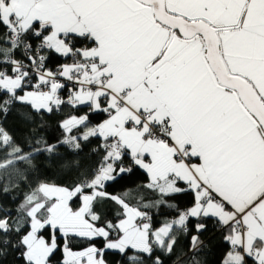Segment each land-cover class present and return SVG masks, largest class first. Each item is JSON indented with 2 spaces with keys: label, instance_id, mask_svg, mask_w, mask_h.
<instances>
[{
  "label": "snow or ice",
  "instance_id": "snow-or-ice-1",
  "mask_svg": "<svg viewBox=\"0 0 264 264\" xmlns=\"http://www.w3.org/2000/svg\"><path fill=\"white\" fill-rule=\"evenodd\" d=\"M0 29V114L76 110L54 143L41 119L27 151L0 125V169L29 181L17 163L38 174L43 157L78 173L70 184L37 178L15 215L0 206V257L109 264L110 252L112 264H164L191 233L200 264L212 221L222 264H264V0H0ZM50 57L64 60L53 69ZM93 139L100 159L81 171L76 157ZM138 171L143 184L107 191ZM153 209L176 215L157 226Z\"/></svg>",
  "mask_w": 264,
  "mask_h": 264
},
{
  "label": "trees",
  "instance_id": "trees-1",
  "mask_svg": "<svg viewBox=\"0 0 264 264\" xmlns=\"http://www.w3.org/2000/svg\"><path fill=\"white\" fill-rule=\"evenodd\" d=\"M3 30L0 29V32ZM22 55V54H18ZM49 67H58L59 62L64 59L61 57H56L52 59ZM64 90L62 91V93ZM31 109L24 105L17 104L14 106L7 116L0 114V125H2L16 140L18 144L28 150V145L26 143V137L32 133V129L36 127L41 119L44 121V127L41 129L43 135L49 140L50 143L56 142L61 138L62 133L59 128V122L64 119L68 114L76 113L75 109L68 106H63L60 112H53L52 114H44L43 117L36 116L35 113L31 115L35 118H28V113ZM79 114H83L80 112ZM98 118V117H97ZM95 122V120L93 121ZM98 147L97 140L93 139L90 142H85L82 152L76 157L79 159L81 164V171L90 172L97 164L100 159V155L93 150ZM62 153L65 155H73L67 149L62 148ZM5 153L0 152V161L5 159ZM43 157L37 160L36 163L40 164V173H34L33 170L24 162H18L16 167H18L21 172L31 176V180H22L20 174H18L12 166L7 169H0V206L5 209L11 210L12 214L15 215V210L21 202H23L24 194L28 192L29 184L36 182L37 178H47L56 183L70 184L76 178L78 173L76 172H61L57 168H53L47 165L43 161ZM145 182V175L142 171H138L134 175H130L120 183L109 187L107 191L112 194H120L126 189H135L138 184H143ZM16 185H19L18 187ZM8 187L10 190L7 193L3 192V188ZM145 196L147 199H153L154 194L147 193L145 191ZM190 197L187 195L178 196L175 198L174 203L180 205L181 208L185 207L190 203ZM116 205L112 202H106L104 205L103 212L108 219H112L116 209ZM154 217V224L160 225L166 219H172L175 217L176 213L172 209H162L159 213L155 209L152 210ZM195 221H192L194 223ZM208 228L202 234L201 239L205 241L206 247H203L201 251L196 255V259L200 261V264H222V259L225 254L226 245L220 241V233L215 230L213 222L208 221ZM191 234V233H190ZM190 234L185 235L183 233L178 234V243L176 245L175 251L170 255L161 254V258L164 264H192V253L190 252ZM98 247L102 245V241H96ZM85 245L76 244L75 249L79 250ZM17 252H12L11 250L4 256L0 257V264H22L18 258ZM106 259H108L109 264H112L113 260L120 259L115 254L110 252L105 253Z\"/></svg>",
  "mask_w": 264,
  "mask_h": 264
},
{
  "label": "built area",
  "instance_id": "built-area-1",
  "mask_svg": "<svg viewBox=\"0 0 264 264\" xmlns=\"http://www.w3.org/2000/svg\"><path fill=\"white\" fill-rule=\"evenodd\" d=\"M68 62H71V61H68ZM56 68V67H55ZM53 68V69H55ZM68 91L67 90H64V92L62 93V95H64V98L66 99L67 98V95H68Z\"/></svg>",
  "mask_w": 264,
  "mask_h": 264
},
{
  "label": "crops",
  "instance_id": "crops-1",
  "mask_svg": "<svg viewBox=\"0 0 264 264\" xmlns=\"http://www.w3.org/2000/svg\"><path fill=\"white\" fill-rule=\"evenodd\" d=\"M62 58V57H61ZM62 59H64V58H62ZM63 91V90H62Z\"/></svg>",
  "mask_w": 264,
  "mask_h": 264
}]
</instances>
